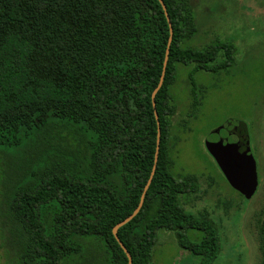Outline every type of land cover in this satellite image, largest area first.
Masks as SVG:
<instances>
[{"label":"trees","instance_id":"1","mask_svg":"<svg viewBox=\"0 0 264 264\" xmlns=\"http://www.w3.org/2000/svg\"><path fill=\"white\" fill-rule=\"evenodd\" d=\"M0 0V248L5 264H152L161 230L214 264L215 222L180 196L197 177L175 175L172 87L179 66L222 72L234 42L187 45L189 0ZM193 82V81H192ZM193 82L192 97H200ZM155 112L158 114V120ZM159 122V125H158ZM200 231L191 238L189 231Z\"/></svg>","mask_w":264,"mask_h":264},{"label":"rangeland","instance_id":"2","mask_svg":"<svg viewBox=\"0 0 264 264\" xmlns=\"http://www.w3.org/2000/svg\"><path fill=\"white\" fill-rule=\"evenodd\" d=\"M189 3L197 33L187 45L204 49L217 41L234 42L237 54L222 72L199 71L191 77L194 64L179 66L172 87L173 172L196 176L198 187L180 200L186 211L207 214L219 229L222 250L214 264H264V0ZM225 126L248 130L258 182L249 198L227 181L206 149V138ZM188 235L198 239L203 233L191 230ZM201 263L202 257L181 249L175 233L158 232L152 264ZM0 264H5L1 248Z\"/></svg>","mask_w":264,"mask_h":264},{"label":"water","instance_id":"3","mask_svg":"<svg viewBox=\"0 0 264 264\" xmlns=\"http://www.w3.org/2000/svg\"><path fill=\"white\" fill-rule=\"evenodd\" d=\"M160 4L163 7L165 15L168 19L169 26H170V39L169 44L166 52L164 68L162 72V76L157 88L154 90L152 94L153 98V106L155 107V97L160 88L163 85L164 77L166 73V67L168 64L169 59V48L173 38V27L172 23L167 11V7L163 0H159ZM156 118L158 120V114L155 112ZM159 125V122H158ZM233 125V124H232ZM240 125V124H239ZM160 138L161 132L160 127L158 128V141H157V153L155 157V164L150 175V178L145 186L143 191L141 201L139 206L136 210L128 216L125 220L121 221L117 224L113 229V234L118 241L121 248L127 254L128 257V264H132L133 259L131 254L126 249L123 242L120 240L118 236V230L129 223L135 216L138 215L141 208L143 207L145 195L150 187V184L153 180L155 175L158 155H159V148H160ZM206 149L208 153L212 156L215 160L216 164L218 165L221 172L226 176L227 181L232 184V186L243 195L249 198L250 195L254 194L257 188V166L254 156L252 154V150L250 147V137L247 129L239 130L236 127H222L218 130L212 132L205 140ZM253 181V185L252 184Z\"/></svg>","mask_w":264,"mask_h":264}]
</instances>
